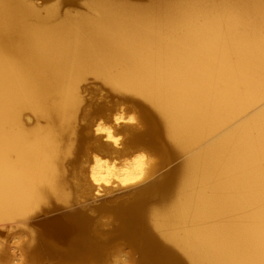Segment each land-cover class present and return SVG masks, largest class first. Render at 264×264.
Masks as SVG:
<instances>
[{
	"label": "bare ground",
	"instance_id": "bare-ground-1",
	"mask_svg": "<svg viewBox=\"0 0 264 264\" xmlns=\"http://www.w3.org/2000/svg\"><path fill=\"white\" fill-rule=\"evenodd\" d=\"M0 223L13 264H264V0H0Z\"/></svg>",
	"mask_w": 264,
	"mask_h": 264
},
{
	"label": "rangeland",
	"instance_id": "rangeland-1",
	"mask_svg": "<svg viewBox=\"0 0 264 264\" xmlns=\"http://www.w3.org/2000/svg\"><path fill=\"white\" fill-rule=\"evenodd\" d=\"M103 88V89H102ZM102 95H104L105 97L103 98ZM87 97L89 99L91 98H97L98 102L100 103H118L119 102V96L115 93L112 92V90L110 89L109 86H94L93 88H91L90 92L87 93ZM132 101L130 102H125V103H119V105H117V109L115 110V113H122L125 117H128L129 115L133 114L134 116H136L137 118L134 121H131L132 123H137L138 121V112L136 110H134L132 108ZM84 120L82 121V123L84 124ZM95 123L100 122L102 125L104 126H108L109 124H112L109 120H107L106 117L104 116H98L94 119ZM125 123V121H124ZM95 128V126H94ZM124 136V135H123ZM101 140H106L105 137L101 136L100 138ZM182 161V158H178L176 160H174L172 163H170L168 165V167L164 168L162 171L169 169L172 166H175L176 164H179ZM117 188V192L118 193H125L127 191V188L125 189H120L118 187ZM103 196L101 198L96 199L97 202H101L103 200ZM94 201V200H93ZM5 223H0V264H13L14 261V257L12 258V254L11 252L7 251L6 249H11V251H15V241L18 239V236L21 235V232L16 229L13 228L12 233H9V230L5 228L4 226ZM10 246V248H9ZM113 248V247H112ZM116 257H106L104 259H100V260H96L94 261L92 264H117L116 260L120 258L121 253L116 252ZM29 264H52L51 262H38V263H29ZM120 264H122L120 262Z\"/></svg>",
	"mask_w": 264,
	"mask_h": 264
},
{
	"label": "clouds",
	"instance_id": "clouds-1",
	"mask_svg": "<svg viewBox=\"0 0 264 264\" xmlns=\"http://www.w3.org/2000/svg\"><path fill=\"white\" fill-rule=\"evenodd\" d=\"M130 251V250H129Z\"/></svg>",
	"mask_w": 264,
	"mask_h": 264
}]
</instances>
